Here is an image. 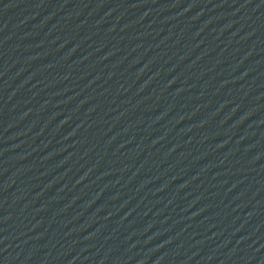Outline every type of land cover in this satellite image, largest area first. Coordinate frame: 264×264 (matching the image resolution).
Returning a JSON list of instances; mask_svg holds the SVG:
<instances>
[{"label":"water","instance_id":"water-1","mask_svg":"<svg viewBox=\"0 0 264 264\" xmlns=\"http://www.w3.org/2000/svg\"><path fill=\"white\" fill-rule=\"evenodd\" d=\"M0 264H264V0H90L1 42Z\"/></svg>","mask_w":264,"mask_h":264}]
</instances>
